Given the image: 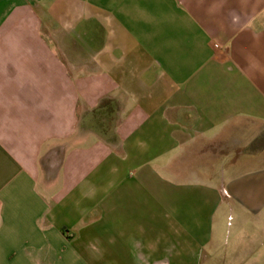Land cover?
Wrapping results in <instances>:
<instances>
[{"label":"crops","instance_id":"1","mask_svg":"<svg viewBox=\"0 0 264 264\" xmlns=\"http://www.w3.org/2000/svg\"><path fill=\"white\" fill-rule=\"evenodd\" d=\"M0 264H264V0H0Z\"/></svg>","mask_w":264,"mask_h":264}]
</instances>
